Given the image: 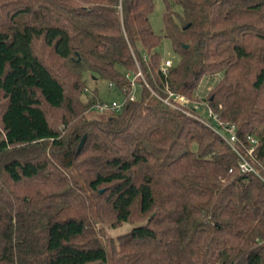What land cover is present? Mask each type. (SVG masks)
<instances>
[{
  "label": "trees",
  "instance_id": "trees-1",
  "mask_svg": "<svg viewBox=\"0 0 264 264\" xmlns=\"http://www.w3.org/2000/svg\"><path fill=\"white\" fill-rule=\"evenodd\" d=\"M163 1L170 88L221 75L206 101L264 159V0ZM154 11L0 0V264H264V184L220 136L147 89L103 118L82 98L87 73L128 95L133 53L164 87Z\"/></svg>",
  "mask_w": 264,
  "mask_h": 264
},
{
  "label": "built area",
  "instance_id": "built-area-1",
  "mask_svg": "<svg viewBox=\"0 0 264 264\" xmlns=\"http://www.w3.org/2000/svg\"><path fill=\"white\" fill-rule=\"evenodd\" d=\"M120 11H122L121 5ZM133 55L136 61L137 70L135 72L127 71L125 73L126 78L130 82L128 95L123 93L124 99L121 103L116 101L99 102L92 108V111L101 114L110 111L118 112L122 109L125 102L139 100L143 89H147L153 96L157 97L169 107L198 120L216 135L220 136L237 155L240 172L244 174H252L264 184V159L260 158L258 155L260 143L256 137L249 136L247 139L241 138L238 135L236 125L223 121L219 114L210 106L208 101H192L186 95L172 90L167 81L170 69L174 66L171 60H162L160 65L159 73L165 79L164 87H162L159 86L156 81H154L155 85L151 84L145 75L137 56L134 53ZM148 58V54L145 53L144 59L147 60ZM113 87L117 88L113 83H110L109 88L112 89ZM138 87L140 88L139 97L135 94Z\"/></svg>",
  "mask_w": 264,
  "mask_h": 264
},
{
  "label": "rangeland",
  "instance_id": "rangeland-1",
  "mask_svg": "<svg viewBox=\"0 0 264 264\" xmlns=\"http://www.w3.org/2000/svg\"><path fill=\"white\" fill-rule=\"evenodd\" d=\"M155 2V11L150 16V21L152 24L153 31L162 36L163 40L160 46L157 48V51L161 55L162 60H171L174 65L179 62V56L173 51L171 42L164 37L165 29H164V22H163V13L165 9L164 1L163 0H154ZM221 75H217L215 77H205L203 78L202 82L200 83L199 87L195 90V96L198 97L200 100H207V96L210 90L216 85L219 81ZM87 81V88L86 92L82 95L83 100H88L94 94V91H98L99 100L102 102H112L116 101L121 103L124 99V94L119 89L113 87L110 89V83L106 80L98 79L94 80L90 73L85 75ZM136 96H140V88L138 87L136 91ZM93 116L103 118L105 114H101L98 112H93ZM132 228L131 224L122 225L117 228H111L106 226V236L108 239H112L115 242L116 240L128 233ZM107 244L110 245L111 241L107 240Z\"/></svg>",
  "mask_w": 264,
  "mask_h": 264
}]
</instances>
